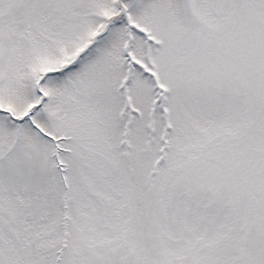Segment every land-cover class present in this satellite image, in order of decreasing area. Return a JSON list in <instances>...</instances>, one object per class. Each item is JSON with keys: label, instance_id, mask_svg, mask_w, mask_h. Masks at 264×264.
<instances>
[{"label": "snow or ice", "instance_id": "6c2138e0", "mask_svg": "<svg viewBox=\"0 0 264 264\" xmlns=\"http://www.w3.org/2000/svg\"><path fill=\"white\" fill-rule=\"evenodd\" d=\"M0 264H264V0H0Z\"/></svg>", "mask_w": 264, "mask_h": 264}]
</instances>
